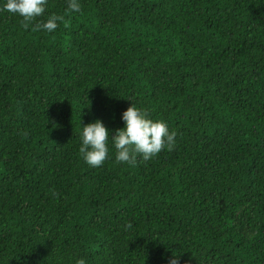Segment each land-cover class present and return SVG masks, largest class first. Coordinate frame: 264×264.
I'll use <instances>...</instances> for the list:
<instances>
[{
  "label": "trees",
  "instance_id": "1",
  "mask_svg": "<svg viewBox=\"0 0 264 264\" xmlns=\"http://www.w3.org/2000/svg\"><path fill=\"white\" fill-rule=\"evenodd\" d=\"M78 2L48 33L0 0V264H264V0ZM131 104L172 151L115 161Z\"/></svg>",
  "mask_w": 264,
  "mask_h": 264
},
{
  "label": "clouds",
  "instance_id": "2",
  "mask_svg": "<svg viewBox=\"0 0 264 264\" xmlns=\"http://www.w3.org/2000/svg\"><path fill=\"white\" fill-rule=\"evenodd\" d=\"M47 0H6L3 10L13 13L22 18L21 27L25 30L31 28L33 32H53L64 23L68 26L66 16L72 12H80L81 5L78 0H68V7L63 15L52 14L46 22L38 20L45 13ZM148 111L141 110L131 104L121 116L124 122L122 129L115 130L111 138L115 149V161L121 164L135 165L137 157L148 161L162 150L167 148L172 151L175 146L176 133L169 131L167 124L160 120L149 118ZM81 128V127H80ZM22 135L27 137L28 133ZM109 131L100 120L81 128V146L79 153L84 162L93 168L100 167L109 158ZM57 198L59 193L53 192ZM125 229L131 228V223L124 225ZM75 264H86L84 259L76 260ZM169 264H178L175 256L170 259Z\"/></svg>",
  "mask_w": 264,
  "mask_h": 264
}]
</instances>
